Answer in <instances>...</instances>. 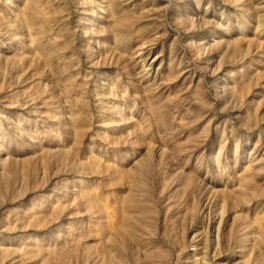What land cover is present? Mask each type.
Segmentation results:
<instances>
[{
    "label": "rangeland",
    "instance_id": "obj_1",
    "mask_svg": "<svg viewBox=\"0 0 264 264\" xmlns=\"http://www.w3.org/2000/svg\"><path fill=\"white\" fill-rule=\"evenodd\" d=\"M0 264H264V0H0Z\"/></svg>",
    "mask_w": 264,
    "mask_h": 264
}]
</instances>
